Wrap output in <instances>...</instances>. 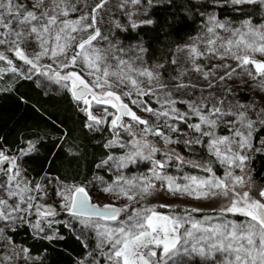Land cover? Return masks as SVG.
Listing matches in <instances>:
<instances>
[{"label": "snow or ice", "instance_id": "6c2138e0", "mask_svg": "<svg viewBox=\"0 0 264 264\" xmlns=\"http://www.w3.org/2000/svg\"><path fill=\"white\" fill-rule=\"evenodd\" d=\"M165 2L172 5V0H119L115 7L126 24L115 20L114 27L128 32L153 26L158 22L153 10ZM109 3L0 0V62L7 65L0 74L44 77L67 89L83 105L84 126L111 133L103 144L106 155L95 168L113 177L110 183L95 173L91 181H67L45 171L37 180L22 163L37 150L34 142L15 154L0 144V264L34 259L8 232L26 225L34 238L64 239L53 227L59 223L79 228L76 238L85 248L94 240L79 264H264V188L253 194L248 171L251 154L264 151L254 147V142L264 146V22L246 18L234 26L215 10L264 8V0H194L185 11L202 18V31L178 48L189 66L168 80L160 71L163 63L148 66L142 42L123 47L117 33L102 32L101 13ZM173 21L179 27L187 16L173 15ZM204 60L209 63H200ZM189 71L207 83L185 82ZM234 77H246L241 84L259 98L229 99L239 91L228 86ZM185 90H190L188 98L180 95ZM158 142L201 146L211 159L185 160L175 149L161 151ZM173 161L177 172L188 166L206 175L171 174ZM139 165L147 168L127 171ZM97 191L110 202L96 200ZM158 192L193 200L222 198L225 203L197 216L204 208L177 211L173 204L148 203ZM121 200L127 203L119 204ZM61 212L70 218L67 222L56 219Z\"/></svg>", "mask_w": 264, "mask_h": 264}, {"label": "trees", "instance_id": "16d2710c", "mask_svg": "<svg viewBox=\"0 0 264 264\" xmlns=\"http://www.w3.org/2000/svg\"><path fill=\"white\" fill-rule=\"evenodd\" d=\"M192 2L194 0H172L171 6L165 2L163 6L153 10V18L158 21L157 24L135 31L131 29L128 32L117 30V36L125 43L139 44L142 42L143 46L148 49L144 55L148 66L163 63L164 68L160 69L163 77L175 76L178 73V65L177 63L173 65L171 60L178 59L180 53L178 48L199 33L202 27V18L199 15L194 11L191 13L185 11L191 7ZM242 7L245 9L244 12L233 11L228 6L215 10L220 19L230 20L234 26L246 18H250L254 24L264 22V8H260L258 5ZM173 15L176 17L187 16L186 23L176 27ZM51 84L55 85L54 82ZM55 86L57 87V85ZM238 87V95L232 96V100L241 99L242 102H247L260 96L257 92H250L241 82L237 83L235 90ZM56 89V91H46L35 79L26 80L19 75L12 77V74L9 73L0 75V138H2L0 144L9 150V154H15L18 149L26 148L29 141L34 142L37 150L24 157L22 163L28 173L37 180L45 171H50L67 181H73V179L91 181L94 173L101 174L111 181L112 178L107 172L95 168V164L99 163L100 159L106 155L107 150L104 149L103 144L110 133L106 128L102 132L89 131L84 126L86 116L80 111L81 104L77 105L67 89L63 87ZM246 92L249 94L245 95ZM178 107L183 109L185 106L178 105ZM157 147H160L163 152L175 149V153L183 156L185 160L203 163L204 160L211 159L201 146H192L191 149H187L182 143L163 145L158 142ZM254 147L264 148L256 142H254ZM73 152L76 155H72ZM251 155L252 159L248 165L251 184L264 188V151L253 152ZM157 158H160L159 154ZM49 161L52 163L49 164ZM214 168L218 175L222 174L223 170L219 165H214ZM134 169L135 167L127 171L132 173ZM169 170H177L175 161L172 162ZM183 171L197 176L206 175L198 168L188 166H184ZM158 193H161L163 198L169 199L168 204L176 205L177 211L184 206H191L183 204L177 199H170L180 198L179 196L174 197L164 192ZM154 198L155 195L150 197L148 203L153 205L163 203L160 201L162 198L156 200ZM182 198L191 203L194 201L188 197ZM106 202H110V198ZM124 203L127 201L119 204ZM158 210L167 211L166 209ZM204 210V213L195 215H204L210 209ZM65 218L69 217L61 212L56 219ZM233 219L235 218L233 217ZM54 228L58 229V235L63 236L64 239L49 241L43 238H34L26 225L18 227L15 232H8L7 234L12 237L15 244L27 247L30 250L29 255L34 258L28 261L18 259L14 264H78L80 260L84 259L89 248L84 247L81 241L76 238L77 235L73 230L64 227V223L55 224ZM17 251H19V247H17Z\"/></svg>", "mask_w": 264, "mask_h": 264}, {"label": "rangeland", "instance_id": "374dc122", "mask_svg": "<svg viewBox=\"0 0 264 264\" xmlns=\"http://www.w3.org/2000/svg\"><path fill=\"white\" fill-rule=\"evenodd\" d=\"M88 2L89 3H91L92 2V0H88ZM119 2V0H110V3H109V5L108 6H106V9H105V11H103L102 13H101V16L103 17V20L101 21V23H100V27H101V30H102V32H104V34H106V35H108V34H110V32H112V33H116V31L118 30V29H116L115 27H114V23H113V21H115V20H119L120 22H121V24H126V18L123 16V14L119 11V9L118 8H116L115 7V5L117 4ZM202 31V27H201V29H200V31H199V33ZM199 33H197L196 35H194L193 37H195V36H197ZM119 38V37H118ZM119 40H121L120 38H119ZM122 41V40H121ZM123 43H122V46L123 47H129V46H132V45H137L136 43H125L124 41H122ZM191 42V39H189L187 42H185V44L186 43H190ZM184 44V45H185ZM10 58H12L11 56H10ZM14 59V58H13ZM228 63H232L233 64V66H235V62L234 61H227ZM14 63H16V64H21V62H19V61H16L15 59H14ZM200 63H203V64H205V65H207L208 63H209V61H207V60H204V61H200ZM212 63H216V64H220V63H224V61H219V60H213L212 61ZM177 65H178V73L181 71V70H183L184 68H187L189 65H188V62H187V58H186V56H185V54L183 53V52H180L179 53V57H178V59H177ZM0 67H7V65H6V63H4V62H1V64H0ZM24 67H26V66H24ZM238 71H239V69H238ZM12 74V77H14V76H16L17 74L16 73H11V72H5V73H2V74H0V75H4V74ZM177 73V74H178ZM176 74V75H177ZM175 75V76H176ZM244 78H246V77H244ZM33 79H35L36 80V82H38V84L44 89V90H46V91H56L57 89V87H61L62 88V86L61 85H58V84H55V85H57V87L55 86V85H53V84H51L52 82L51 81H48L46 78H44V77H33ZM164 79L165 80H168L169 79V77H167V76H165L164 77ZM241 79H243V78H235L234 77V79L233 80H231V81H228L227 83H228V86H232L233 87V89L235 90V87L237 86V83H239V82H241L240 80ZM183 80L185 81V82H188V81H191V82H193V83H199V84H201V85H204V84H206L207 82L206 81H204L203 79H202V77L198 74V73H194V72H191V71H189L188 72V74L186 75V76H184L183 77ZM54 86V87H53ZM187 91H190V90H185V92H181L180 93V95L181 96H184V98H188L186 95H185V93L187 92ZM205 94H207V93H205ZM226 94V93H225ZM197 95H199V93L197 92ZM232 96H230L229 97V99H232L231 98ZM146 99V98H145ZM146 100H148V99H146ZM125 102L126 103H128L129 101L127 100V99H125ZM130 106H132L133 108H134V110H135V107L133 106V105H130ZM152 106L153 107H158V105L157 104H155L154 102L152 103ZM83 107V105L81 104V108ZM96 114H99L98 112L96 113ZM140 115H142V116H145V117H148V118H150L149 117V114H147V113H139ZM109 132V131H108ZM110 133V132H109ZM111 138V133L109 134V137H108V139H110ZM147 168V165H139V166H137V167H135V169H134V171L132 172V174H135L137 171H144L145 169ZM169 172L171 173V174H174V175H182V174H191V173H188V172H186V171H182V172H177V170H169ZM110 176H111V178L113 179V177H112V175L110 174V173H108ZM99 175H101V174H99ZM193 175V174H192ZM103 176V175H102ZM105 178V180L106 181H108L109 183L111 182V181H109L108 179H106V177H104ZM93 180V179H92ZM251 189H252V192H253V194H255V193H257L260 189H261V187H259V186H254L253 184H251ZM94 198L96 199V200H98L99 202H106L107 200H108V196L107 195H104V194H102V193H99L98 191H97V193H95L94 194ZM158 198H162V199H160V201L161 202H163V203H169V199H167V198H163V196H162V194L161 193H158V194H155V200L156 199H158ZM170 199H177V200H179V202H181V203H183V204H190L191 206H193V207H202V208H204V209H211V208H217V207H219V206H221V205H223L224 203H225V201L222 199V198H219V199H216V200H194L192 203L191 202H188V201H186V199L185 198H182V197H180V198H170ZM122 202H125V200H121V201H118V203H122ZM70 218H65V219H62V220H59V221H63V222H67L68 220H69ZM53 227H54V225H53ZM79 228H77V230L76 231H73L76 235H78L79 234ZM88 242V244H89V250H90V248L92 247V246H94V240H88L87 241ZM88 253V252H87ZM86 256H87V254H86ZM85 256V257H86ZM84 257V258H85ZM79 264V263H78ZM85 264H87V261H85Z\"/></svg>", "mask_w": 264, "mask_h": 264}]
</instances>
